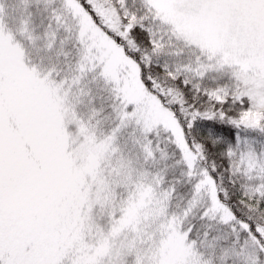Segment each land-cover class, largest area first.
Instances as JSON below:
<instances>
[{
	"label": "snow or ice",
	"instance_id": "snow-or-ice-1",
	"mask_svg": "<svg viewBox=\"0 0 264 264\" xmlns=\"http://www.w3.org/2000/svg\"><path fill=\"white\" fill-rule=\"evenodd\" d=\"M0 264H264V0H0Z\"/></svg>",
	"mask_w": 264,
	"mask_h": 264
}]
</instances>
